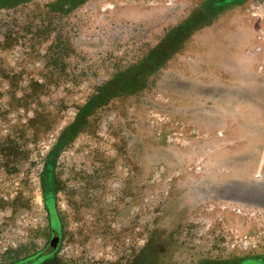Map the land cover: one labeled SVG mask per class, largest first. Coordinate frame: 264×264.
<instances>
[{"label": "rangeland", "instance_id": "rangeland-1", "mask_svg": "<svg viewBox=\"0 0 264 264\" xmlns=\"http://www.w3.org/2000/svg\"><path fill=\"white\" fill-rule=\"evenodd\" d=\"M0 264H264V0H0Z\"/></svg>", "mask_w": 264, "mask_h": 264}, {"label": "trees", "instance_id": "trees-1", "mask_svg": "<svg viewBox=\"0 0 264 264\" xmlns=\"http://www.w3.org/2000/svg\"><path fill=\"white\" fill-rule=\"evenodd\" d=\"M103 96H99L98 98H102ZM98 98L97 99H93L92 101H91V103H95L97 100H98ZM86 108V107H85ZM85 108L82 110V112L81 113H84V111H85ZM83 114H81V116H82ZM80 116V117H81ZM80 121H81V118H79L78 120H77V122L69 129L71 132H73V131H75V128H77L78 126H79V124H80ZM68 130V131H69ZM73 130V131H72Z\"/></svg>", "mask_w": 264, "mask_h": 264}, {"label": "crops", "instance_id": "crops-1", "mask_svg": "<svg viewBox=\"0 0 264 264\" xmlns=\"http://www.w3.org/2000/svg\"><path fill=\"white\" fill-rule=\"evenodd\" d=\"M251 4H254V3H251ZM249 6H251V5H249Z\"/></svg>", "mask_w": 264, "mask_h": 264}, {"label": "bare ground", "instance_id": "bare-ground-1", "mask_svg": "<svg viewBox=\"0 0 264 264\" xmlns=\"http://www.w3.org/2000/svg\"><path fill=\"white\" fill-rule=\"evenodd\" d=\"M4 222V221H3Z\"/></svg>", "mask_w": 264, "mask_h": 264}]
</instances>
